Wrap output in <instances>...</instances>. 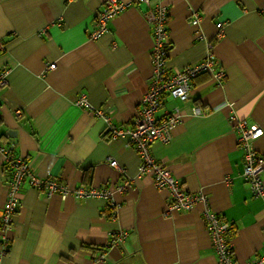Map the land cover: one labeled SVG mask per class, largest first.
<instances>
[{
    "label": "crops",
    "instance_id": "0c3cea01",
    "mask_svg": "<svg viewBox=\"0 0 264 264\" xmlns=\"http://www.w3.org/2000/svg\"><path fill=\"white\" fill-rule=\"evenodd\" d=\"M105 1L0 0V72L6 77L0 143L38 176L71 188H109L116 203L113 211L101 198L46 197L23 182L0 264H217L202 204L169 210L168 192L137 174L134 148L108 138L102 118L75 104L83 95L117 126L130 128L148 90L153 38L146 6L120 0L126 7L92 40L88 32ZM162 1L167 70L199 61L211 41L225 77L217 83L210 72L198 74L185 103L161 96L157 117L174 108L181 117L168 122L169 140L153 141L151 154L187 191L207 195L210 208L230 222L236 263L248 264L264 250V196L252 195L241 176L243 156L229 115L262 128L254 146L264 157V0ZM193 106L201 113L193 114ZM261 176L264 181V163ZM9 179L0 152V211ZM124 180L131 185L118 192ZM119 229L126 237L111 245Z\"/></svg>",
    "mask_w": 264,
    "mask_h": 264
},
{
    "label": "built area",
    "instance_id": "2783aa9c",
    "mask_svg": "<svg viewBox=\"0 0 264 264\" xmlns=\"http://www.w3.org/2000/svg\"><path fill=\"white\" fill-rule=\"evenodd\" d=\"M134 1L146 6L144 17L151 26L153 44L151 48L152 69L149 86L141 98L140 108L133 126L130 128L117 126L105 110L92 106L83 95L75 100V104L93 111L96 116L102 118L105 124L104 132L108 135V138H123L134 148L139 158L137 174L150 176L156 188L168 192L169 210H189L194 204L201 203L205 227L216 255L217 264H237L227 238L230 222L221 219L210 208L206 194L187 191L183 184L165 166L154 159L150 150L153 141L167 142L169 140L168 122L178 121L181 117L178 108L165 112L162 118L157 117V112L161 106V96L168 94L184 103L188 102L191 80L195 76L202 72H210L212 79L219 83L225 77V72L218 66L212 53L214 44L211 41L207 42V54L202 59L169 72L166 67V56L170 44L166 26L167 5L162 0ZM126 5L127 2L120 0H106L102 8L95 14L91 30L88 32L89 38L92 40L99 38L106 31L108 21L120 13ZM259 10L264 13V2ZM199 19L200 16L195 12L191 22L196 25ZM221 26L222 23L220 22L216 24L217 36L221 34ZM50 67L51 64L48 65V68ZM5 81V72H0V85H4ZM191 109L193 114L201 113L198 106H193ZM15 113L19 114L20 111L15 110ZM229 120L233 122L236 145L242 151L241 176L252 195L264 196V181L261 176L264 157L257 152L254 146V140L262 135L263 130L256 124H248L246 120L238 118L234 113L229 115ZM0 152L3 154L4 167L10 176L6 198L0 211V257L5 255L9 245L5 232L11 227L13 216L18 209L23 182L42 192L46 197L58 194L63 199L69 195L78 199L101 198L107 202L109 208L115 211L116 203L112 199L113 192L109 188L85 186L71 188L57 178L38 176L23 158L13 156L9 147L1 143ZM106 160L110 166L122 171L115 159L107 158ZM130 185V180H124L115 189L118 192H124ZM126 234L127 232L122 229L115 231L110 244H120L125 239ZM262 261H264V250L259 257L250 260L248 264H261Z\"/></svg>",
    "mask_w": 264,
    "mask_h": 264
}]
</instances>
